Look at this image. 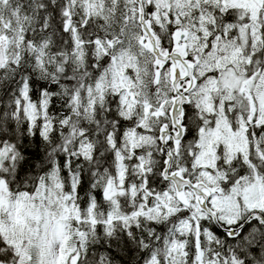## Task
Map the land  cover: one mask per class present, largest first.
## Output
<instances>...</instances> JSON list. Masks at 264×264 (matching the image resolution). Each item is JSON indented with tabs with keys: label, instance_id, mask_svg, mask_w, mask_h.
Returning a JSON list of instances; mask_svg holds the SVG:
<instances>
[{
	"label": "snow or ice",
	"instance_id": "obj_1",
	"mask_svg": "<svg viewBox=\"0 0 264 264\" xmlns=\"http://www.w3.org/2000/svg\"><path fill=\"white\" fill-rule=\"evenodd\" d=\"M0 264H264V0H0Z\"/></svg>",
	"mask_w": 264,
	"mask_h": 264
}]
</instances>
